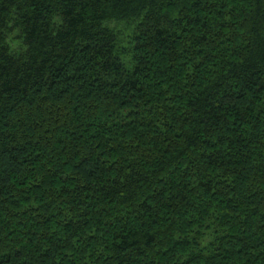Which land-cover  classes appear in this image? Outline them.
Instances as JSON below:
<instances>
[{
  "label": "trees",
  "instance_id": "trees-1",
  "mask_svg": "<svg viewBox=\"0 0 264 264\" xmlns=\"http://www.w3.org/2000/svg\"><path fill=\"white\" fill-rule=\"evenodd\" d=\"M0 264H264V0H0Z\"/></svg>",
  "mask_w": 264,
  "mask_h": 264
}]
</instances>
